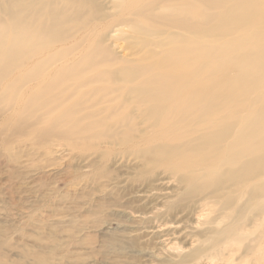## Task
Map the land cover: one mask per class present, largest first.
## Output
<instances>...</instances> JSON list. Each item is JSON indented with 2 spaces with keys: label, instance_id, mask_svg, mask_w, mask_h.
I'll return each instance as SVG.
<instances>
[{
  "label": "bare ground",
  "instance_id": "bare-ground-1",
  "mask_svg": "<svg viewBox=\"0 0 264 264\" xmlns=\"http://www.w3.org/2000/svg\"><path fill=\"white\" fill-rule=\"evenodd\" d=\"M68 166L55 207L155 264H264V0H0V184L33 208Z\"/></svg>",
  "mask_w": 264,
  "mask_h": 264
},
{
  "label": "rangeland",
  "instance_id": "rangeland-1",
  "mask_svg": "<svg viewBox=\"0 0 264 264\" xmlns=\"http://www.w3.org/2000/svg\"><path fill=\"white\" fill-rule=\"evenodd\" d=\"M79 175L80 170L71 166L58 172L39 174L35 184L50 188L52 194L49 201L33 208L26 207L9 195L10 189L13 190L18 185L8 189L0 184V192L3 194L0 213L7 217L5 223L0 222V264L158 262L156 259L142 257L144 255L141 256L140 252L143 247L124 239L134 220L125 214L109 215L103 212L106 208L103 201L89 198L86 199L87 205L80 208L81 205L74 204L77 200L75 196L73 203L66 204L64 208L55 207L61 195L76 189V184L80 183ZM78 201L82 202L80 199ZM64 216L67 217L63 222L61 217ZM60 219L62 221L58 222ZM187 222L191 220L186 221V224ZM85 247L88 250L82 249ZM148 247L153 249L152 253L157 254L159 246L155 245V242L150 243ZM38 258L41 260L38 261Z\"/></svg>",
  "mask_w": 264,
  "mask_h": 264
}]
</instances>
